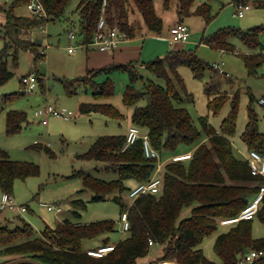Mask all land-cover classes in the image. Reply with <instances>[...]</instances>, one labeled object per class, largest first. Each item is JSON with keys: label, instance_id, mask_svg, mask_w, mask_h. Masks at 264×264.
Returning a JSON list of instances; mask_svg holds the SVG:
<instances>
[{"label": "trees", "instance_id": "obj_1", "mask_svg": "<svg viewBox=\"0 0 264 264\" xmlns=\"http://www.w3.org/2000/svg\"><path fill=\"white\" fill-rule=\"evenodd\" d=\"M40 1L46 18L16 15L15 10L25 5L28 0H14L4 8L0 85L12 77L11 69L18 65L19 51H30L34 61L43 58V52L37 51L40 44L34 34L43 30L48 22L66 19L65 14L71 0ZM173 3L177 22H182L184 17L190 15L204 17L207 23L211 18L208 14L209 5L206 3L198 4L193 11L191 8L194 0H163L162 6L168 9ZM76 8L80 14L79 38L88 43L96 29L101 0H80ZM133 11L137 12L140 19L136 28L130 20ZM105 21L107 28L115 27L125 34L126 39L149 34L159 35L163 30V22L154 10L153 0H106ZM260 34H264V26H254L246 30L224 29L203 38L201 43L233 52L231 41L238 39L250 50V53L244 56V65L247 72L253 75L264 61V54L257 50L261 46ZM6 55L10 56V63L5 60ZM143 66L151 76L164 84L150 81L144 85L142 91L135 90L132 83L138 73L134 62L112 63L96 69L94 74L112 71L126 73L129 84L123 94V104L130 106L143 97L147 99L144 106L134 108L131 122L147 133L150 146L158 153L165 152L172 156L191 151L190 160H167L163 163L160 173L161 192L158 196L143 194L129 205H125L119 195L112 197L120 206V215L126 211L129 228L123 232L126 235L114 243L108 237L101 239L98 246L114 244L113 251L105 256H88L81 243L102 233L116 232L115 222L112 220L82 224L64 219L53 228L45 225L38 235H35L28 223L22 221V225L14 229L0 226V257L11 256L1 264L16 258H30L43 264H136L148 252V239L162 246L159 262L173 260L176 264H216L204 257L199 247L202 239L214 232L221 220L235 218L258 192L259 187L264 185V177L252 176L247 162L238 159L232 149L230 138L236 129L237 96L229 97L220 89L219 80H214L211 74L203 87L207 111L216 116L228 102L230 108L228 115L220 122L219 131L208 124L206 116L198 118L200 128H197L182 104L184 101L192 102L193 99L186 91L177 68H189L193 77L199 80L205 72L214 68L195 53L184 49L167 52L162 58H155ZM80 79L84 85H91L94 99L113 94V86L108 79L95 83L91 76H86L75 81ZM64 90L67 95H73L75 92L72 83H65ZM19 94H22V91ZM16 97L17 94L13 93L2 95L0 111L7 102ZM79 111L98 112L114 119L122 117L111 104L96 101L81 102ZM26 121L24 111L10 110L6 114L5 133H18ZM240 140L246 151L255 150L264 155V131L258 130L257 116L250 106L247 107V120ZM124 144L125 134L103 135L97 137L89 149L79 155L82 159L106 163V169L115 171L118 176L115 180L105 181L84 175L83 186L94 193L93 200H104L112 191L122 193L129 190L127 180L140 183L152 176L156 161L144 156L141 140H136L122 150ZM180 145L187 148L181 151L178 147ZM33 146L39 147L38 144ZM37 174L36 164L11 160L6 151L0 149V192L11 195L16 179H25ZM189 206L190 215L177 222L181 210ZM254 218L262 224L264 230V195L251 220H238L230 224L232 226L225 233L215 238L213 250L220 259L219 264H237L244 250L264 251V235L260 238L252 237L251 221ZM254 262L264 264V256Z\"/></svg>", "mask_w": 264, "mask_h": 264}, {"label": "rangeland", "instance_id": "obj_2", "mask_svg": "<svg viewBox=\"0 0 264 264\" xmlns=\"http://www.w3.org/2000/svg\"><path fill=\"white\" fill-rule=\"evenodd\" d=\"M80 0H71L66 11V19L48 22L43 27V32L34 34L41 40L38 52H43V58L33 60L30 51L18 52V65L13 71L12 77L4 84L0 85V97L4 94H17V97L7 102L0 111V149L6 151L9 159L15 161L31 162L38 166V174L25 179H16L13 182L11 196L13 200L25 205L29 210L23 214L12 211L0 212V226L14 229L22 225V221L28 223L38 235L45 225L55 227L59 222L67 219L71 222L87 224L91 222L112 220L115 222L114 233H102L99 236L83 240L82 248H94L99 245L101 239L108 237L111 242H116L126 234L118 229L120 206L112 197L121 196L125 205L131 203L128 197V190L118 193L112 191L105 196L104 200H93L94 193L83 186L84 175H91L98 179L111 181L118 178L113 170L106 169V163L102 161L86 160L79 155L86 152L95 139L103 135H124L127 127L135 126L131 122V114L135 107L144 106L147 103L146 97L141 98L134 105L123 104V94L129 84L126 73L112 71L109 73L94 74L96 69L90 70L86 63V50L96 51L97 48H75L74 52L68 53L65 49L68 45H75L74 40H68L67 33L72 32L75 38H79V11L76 6ZM130 1V0H129ZM163 0H153L156 14L162 19L163 30L161 36L166 41H159L158 56L145 58V52L141 59L134 61L138 73L133 81L132 87L142 91L146 83L152 81L163 85L164 83L151 76L143 64L155 59L162 58L167 52L176 51L174 46H168V29L177 22L175 3L170 8L164 9ZM201 3L209 5L210 20L207 23L204 17L190 15L184 17L182 22L188 27L189 42L184 48L185 51L195 53L207 64L216 63L219 68L228 76L220 74L211 69L205 72L202 79H195L189 68L180 66L177 72L180 75L185 89L191 94L192 102L184 101L183 106L187 109L192 118L193 124L200 128L198 118L206 116L207 122L216 131L223 118L228 115L229 102L226 103L220 113L216 116L207 111L206 96L203 91L204 84L212 74L214 80H219L220 89L225 91L229 97L237 96L236 108V129L230 138L232 149L238 159H243L246 148L240 140V135L244 130L247 120V107L253 110L257 116V127L259 131H264V106L258 104L257 99L264 95V61L257 67L255 73L250 75L244 65V56L250 50L238 39H233L234 51H221L209 45L201 43L203 38L209 37L224 29L246 30L254 26H264V0H194L191 11ZM247 4L249 9L244 11L242 17L234 16L237 6ZM16 12L24 15L23 6L16 9ZM132 26H139V16L133 11L130 16ZM261 46L257 49L264 54V34L259 35ZM149 42V41H148ZM3 39L0 38V50L3 47ZM142 49L148 43L144 40L136 43ZM182 44V43H180ZM140 49V50H141ZM87 51V52H88ZM9 53V52H8ZM5 60L10 63V56L6 55ZM142 64V67L139 65ZM89 69V70H88ZM214 71V72H213ZM216 72V73H215ZM29 74L35 75L36 85L32 92L28 93L24 85L20 83L22 77ZM92 78L95 83H101L108 79L113 86V94L109 97L94 99L91 85H84L78 78ZM65 83H72L73 95H67L64 90ZM22 91V94L19 92ZM250 95L252 100L250 101ZM98 102L111 104L122 116L119 119L107 117L98 112L81 113L79 104L81 102ZM52 105L57 109H65L72 112L69 120L50 116L46 124H42L33 112L39 107ZM10 110H20L26 113L24 122L18 133L8 135L5 133L6 114ZM143 132L141 127H138ZM38 144L35 148L33 145ZM183 151L187 147L178 146ZM160 160L163 161L171 156L165 152L159 153ZM165 163V162H163ZM80 172L81 174H76ZM132 180H127L126 185H130ZM84 203L82 206L80 203ZM47 204H59L62 211L59 214L46 210ZM191 206L181 210L177 222L190 215ZM232 225L221 226L211 234L205 236L199 247L204 257L216 264L220 259L213 250L215 238L225 233ZM251 233L253 238H260L264 235L262 224L254 218L251 221ZM162 255V246L153 244L149 246L148 252L139 263L158 264ZM11 257V256H10ZM9 256H1L0 264ZM238 258L237 264H256L253 262H241Z\"/></svg>", "mask_w": 264, "mask_h": 264}, {"label": "built area", "instance_id": "obj_3", "mask_svg": "<svg viewBox=\"0 0 264 264\" xmlns=\"http://www.w3.org/2000/svg\"><path fill=\"white\" fill-rule=\"evenodd\" d=\"M105 5L106 0H101V8L99 17L96 23V29L93 38L90 42L84 43L80 38H75L72 32L67 33L68 40H74L75 45L67 46L65 49L68 53L74 51L77 47H95L99 51L113 50L117 45L126 40L125 34L120 33L115 27L107 28L105 21ZM26 9L35 17L46 18V13L44 7L40 0H28L25 4ZM249 6L247 4H242L237 6V10L234 12V16L242 17L244 11L248 10ZM43 32V30H41ZM169 37L168 41L170 44L173 43H187L189 42V31L188 27L183 22H176L168 29ZM77 39V40H76ZM69 40V41H70ZM222 51V50H221ZM211 66L217 70L220 74L228 76L224 73L221 68L218 67L216 63H212ZM21 84L24 85L26 92L30 93L35 88L36 78L33 74H29L27 77L21 78ZM258 104L264 106V95L257 99ZM34 116L39 118L42 124L47 123V119L50 116L58 117L63 120H69L72 116V112L65 109H57L52 105H45L34 110ZM140 139L143 147V154L146 158L155 159L156 166L152 176L149 180L145 182L137 183L134 187L130 188L127 193L131 202L138 196L143 194L160 195L161 192V171L163 167V162L167 160L171 161H188L191 158V151H187L182 154H176L168 157L167 159L161 161L159 153L153 149L148 141V136L146 132H140L139 128L136 126H130L125 133V144L122 148L125 149L127 146L133 144L136 140ZM243 160L247 162L249 167V172L252 176L264 177V155L258 153L255 150L246 151L243 156ZM264 195V185L259 187L258 192L251 198L249 203L239 212V214L232 219L221 220L220 225H230L238 220H251L258 209L259 203ZM46 210L53 212L54 214L61 213L62 209L59 204H47ZM1 211H12L18 214H23L27 211V207L22 204L16 203L12 196L5 192H0V212ZM129 228V223L127 219L126 211L122 212L119 216L118 229L120 232H125ZM154 243L148 239V245L151 246ZM114 244L108 246H97L94 248H88L85 250L88 256L94 258H100L106 254L113 251ZM264 256V251L262 250H247L243 253L239 263L241 262H253L258 258ZM165 262H171L176 264L173 260L160 261L158 264H164ZM142 264V263H136Z\"/></svg>", "mask_w": 264, "mask_h": 264}, {"label": "crops", "instance_id": "obj_4", "mask_svg": "<svg viewBox=\"0 0 264 264\" xmlns=\"http://www.w3.org/2000/svg\"><path fill=\"white\" fill-rule=\"evenodd\" d=\"M12 1H14V0H0V38H2V26L5 22L4 8H6ZM23 7L25 10L24 15L17 13L16 10H15V14L18 16H27V17L32 16V14L26 9L25 5H23ZM161 34H162V32L159 35L149 34V35H145V36H141V37H135L132 39H126L125 41L119 43L115 49L110 50V51L109 50H106V51H99V50L88 51V50H86L85 55H86L87 68H90V70H93V69H100V68L107 66V65H110L112 63L126 64L129 62L138 61L141 59L143 51L145 52V55H144L145 58H151L152 56H158L159 54L156 53V52H158V51H156V50H158L157 43L159 45V41H166V40H163L166 38L164 36H161ZM141 40H144V44L148 43V46L146 48L147 50H145V45H143V47L141 49L140 48L141 46L138 47V45L136 44V43L140 42ZM188 43H190V42L182 43V44H180V43L170 44L169 43L168 46H174V49L180 50V49L186 48L187 47L186 45ZM83 47L86 49L89 48L88 46H86V47L83 46ZM77 48H82V47H77ZM136 64L137 63H135V65ZM139 66L142 67V64H140ZM129 127H127V129ZM127 129H126V131H127ZM143 132H145V131H143ZM136 184H137L136 182L132 181L131 184L128 185L129 189L134 187ZM221 226H226V225H221Z\"/></svg>", "mask_w": 264, "mask_h": 264}, {"label": "water", "instance_id": "obj_5", "mask_svg": "<svg viewBox=\"0 0 264 264\" xmlns=\"http://www.w3.org/2000/svg\"><path fill=\"white\" fill-rule=\"evenodd\" d=\"M37 43L40 44L41 40L38 39ZM246 251L247 250H244L243 253H246ZM3 264H43V263L37 260H34V259H30V258H16V259L9 260Z\"/></svg>", "mask_w": 264, "mask_h": 264}, {"label": "bare ground", "instance_id": "obj_6", "mask_svg": "<svg viewBox=\"0 0 264 264\" xmlns=\"http://www.w3.org/2000/svg\"><path fill=\"white\" fill-rule=\"evenodd\" d=\"M164 264H172L171 262H165Z\"/></svg>", "mask_w": 264, "mask_h": 264}]
</instances>
